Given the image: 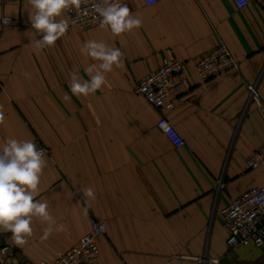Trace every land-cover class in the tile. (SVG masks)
Wrapping results in <instances>:
<instances>
[{"label":"crops","instance_id":"1","mask_svg":"<svg viewBox=\"0 0 264 264\" xmlns=\"http://www.w3.org/2000/svg\"><path fill=\"white\" fill-rule=\"evenodd\" d=\"M119 2L141 27L114 36L109 27L69 26L43 49L35 47L41 36L32 29L29 0L0 3V145L15 138L47 150L36 199L55 221L41 239L49 225L33 217L23 246L0 229V264L51 263L92 219L107 229L97 237V264H264V247L228 248L218 216L231 199L264 186V166H246L264 145V0L243 9L230 0ZM4 17L12 23L3 25ZM57 19L68 22L65 12ZM90 40L120 49L121 65L105 73L101 89L77 96L72 74L89 80L85 68L99 63L81 53ZM219 43L237 67L201 83L194 65ZM164 58L185 64L184 86L165 113L185 141L180 148L157 128L160 113L135 92ZM88 188L94 198L83 196Z\"/></svg>","mask_w":264,"mask_h":264},{"label":"clouds","instance_id":"2","mask_svg":"<svg viewBox=\"0 0 264 264\" xmlns=\"http://www.w3.org/2000/svg\"><path fill=\"white\" fill-rule=\"evenodd\" d=\"M29 2L33 9V12L29 13L32 29L41 36L35 41L37 49L54 46L56 41L67 33L68 22L57 19L66 10L74 8L85 14L88 11L81 8L87 0H29ZM92 11L98 14L96 18L100 27H109L114 36L142 25V21L133 17L127 5L121 4L119 0H100L99 3L92 4ZM8 22L5 20V23ZM81 53L99 62L89 64L85 68L89 80H82L75 73L72 74L70 83L72 93L87 97L106 84L105 73L111 72L113 66L120 67L123 54L120 49L109 48L104 42L95 40L86 41ZM4 123L5 115L0 110V125ZM44 157L45 150L37 148L30 140L8 138L0 145V229L11 232V240L17 246L25 245L26 238L32 235L33 217L41 218L49 225L44 229L41 239H47L54 230L52 225L55 221L48 212V204L36 199L39 195L40 177L46 164ZM83 196L94 198L93 189L85 190ZM62 228L63 226H60L57 230Z\"/></svg>","mask_w":264,"mask_h":264},{"label":"built area","instance_id":"3","mask_svg":"<svg viewBox=\"0 0 264 264\" xmlns=\"http://www.w3.org/2000/svg\"><path fill=\"white\" fill-rule=\"evenodd\" d=\"M10 0H0L4 4ZM148 6L154 5L157 0H143ZM237 9H243L249 1L261 0H230ZM100 0H87L81 5L82 9H88L85 14L76 9L66 10L70 27L90 29L100 26L96 18L98 14L92 11V4ZM8 20V23H5ZM12 19L4 17L3 25H9ZM237 67V63L224 43H219L213 49L200 56L194 65V70L199 82L204 83L209 79L221 75L226 71ZM186 81L185 64L179 60L164 58L160 66L153 72L143 76L137 82L135 92L154 107L160 117L156 123L157 128L173 144L180 148L185 141L165 116L174 106V96L182 89ZM252 96L256 95V87L250 86ZM47 150L43 147H39ZM249 169L264 166V145H261L246 159ZM220 184V183H219ZM218 216L223 226L228 231L227 246L235 248L240 245L252 244L256 247H264V186L252 187L236 198L231 199L219 212ZM106 225L103 222L92 219L90 230L83 235L76 244L68 250L60 253L51 263L42 264H97L99 248L97 237L106 233ZM7 247L1 249L7 254ZM163 264H172L166 259Z\"/></svg>","mask_w":264,"mask_h":264}]
</instances>
